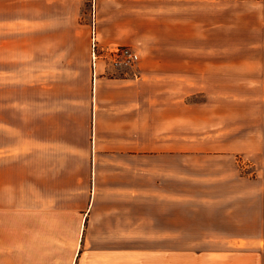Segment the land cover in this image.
Returning <instances> with one entry per match:
<instances>
[{
    "label": "crops",
    "instance_id": "1",
    "mask_svg": "<svg viewBox=\"0 0 264 264\" xmlns=\"http://www.w3.org/2000/svg\"><path fill=\"white\" fill-rule=\"evenodd\" d=\"M1 1L20 5L0 11L9 67L28 56L92 67L94 25L100 45H130L141 58L123 74L92 69L81 137L72 140V111L53 113L51 148L21 160L34 174L20 176L18 194L0 186V264H138L139 238L125 245L118 234L163 233L171 248L173 213L232 215L262 191L240 162L264 156V0ZM189 256L264 264V240Z\"/></svg>",
    "mask_w": 264,
    "mask_h": 264
},
{
    "label": "rangeland",
    "instance_id": "2",
    "mask_svg": "<svg viewBox=\"0 0 264 264\" xmlns=\"http://www.w3.org/2000/svg\"><path fill=\"white\" fill-rule=\"evenodd\" d=\"M19 6L0 0V11L3 12L18 10ZM12 59L15 60V57ZM57 59L62 60L63 57ZM15 63L16 67H9L4 63V57L0 56V186L10 183L11 191L18 194L20 176L30 175L31 170L34 174L35 171L34 167H21V160L34 159L38 147L48 150L53 138H57L52 132V122L57 118L53 113L72 111L76 119L72 140L81 137L85 112L81 101L90 94L93 68L50 67V57L46 56L22 57ZM118 71L121 73L116 74H123L124 70ZM65 130L60 131L61 139L68 136ZM240 166L242 173L257 178L263 189L236 204L233 208L235 214L173 213L170 218L172 246L167 249L163 246V233L141 231L138 236L137 232L118 234L125 239V245L132 241L136 245V238H139L138 264H199L189 256L190 253L224 251L228 254L243 247L258 246L260 240H264V156L256 160L243 157ZM149 220L153 221L152 218ZM156 220L162 223L163 217H156ZM180 226L183 230L176 231V227ZM232 234L250 236L253 241L246 245L221 244L224 238H219L220 242L216 243V235ZM203 239H208V242L204 243ZM121 249L109 248V251ZM124 249L128 250L127 247ZM214 258L221 257L217 255Z\"/></svg>",
    "mask_w": 264,
    "mask_h": 264
},
{
    "label": "built area",
    "instance_id": "3",
    "mask_svg": "<svg viewBox=\"0 0 264 264\" xmlns=\"http://www.w3.org/2000/svg\"><path fill=\"white\" fill-rule=\"evenodd\" d=\"M140 53L130 45L102 46L96 36L95 25L91 37V62L93 74L96 73L100 63L104 67L115 70H128L138 67Z\"/></svg>",
    "mask_w": 264,
    "mask_h": 264
}]
</instances>
